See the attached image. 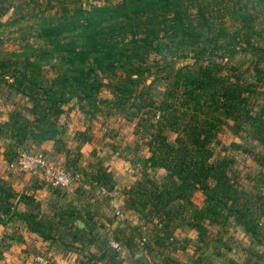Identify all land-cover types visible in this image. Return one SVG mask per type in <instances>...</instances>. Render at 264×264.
Listing matches in <instances>:
<instances>
[{
    "label": "crops",
    "instance_id": "crops-1",
    "mask_svg": "<svg viewBox=\"0 0 264 264\" xmlns=\"http://www.w3.org/2000/svg\"><path fill=\"white\" fill-rule=\"evenodd\" d=\"M254 88L258 94L249 96V113L263 127L244 123L237 132L230 120L211 140V194L197 184L188 200L180 196L172 224L169 214L152 216L161 217L170 239L177 240L163 251V264H264V82ZM39 112L31 93L0 81V178L15 191L0 208V264H41L37 257L45 254L47 264H150L149 242L140 237L142 226L153 220L129 202L144 171L163 176L166 169L149 168L144 160L151 153L141 156L142 165L127 155L135 140L122 129L131 121L120 115L91 118L78 99H68L55 118L57 136L39 140L15 122L33 120ZM20 150L65 163L74 186L60 189L42 173L9 170ZM111 237L123 242L120 253L109 245Z\"/></svg>",
    "mask_w": 264,
    "mask_h": 264
},
{
    "label": "trees",
    "instance_id": "trees-1",
    "mask_svg": "<svg viewBox=\"0 0 264 264\" xmlns=\"http://www.w3.org/2000/svg\"><path fill=\"white\" fill-rule=\"evenodd\" d=\"M206 10L201 8L198 13L205 16ZM195 16L186 0H121L113 4H82L58 22L43 25L39 36L53 45L51 52L61 53L67 68L49 84L38 87L37 84L27 87L9 83L31 93L37 99L40 111L33 120L16 118L19 131L39 140L55 138L59 133L55 118L61 112L63 101L73 98L81 102V108L91 118L102 112L103 106L109 108L102 112L106 115L114 108L124 107L129 120L147 106L149 112L160 110L155 122L149 118L150 127L156 129L154 136L158 142L153 141L156 146L144 161L149 162L152 170L165 168L166 173L159 176L156 172L144 171L148 178L139 183V199L133 200L131 206L136 207L139 203L143 208H149L153 215L165 213L170 219L177 220L180 196L188 200L197 184L211 194L206 181L212 171L207 146L225 125H230L229 119L223 118L221 113L226 112L227 117H232V128L237 132L244 123H251L257 129L263 127L260 117L253 118L249 113V96L258 94L255 83L264 82V68L259 66V61L264 59V46L256 47L260 50V59L254 64L255 83L247 82L245 78L249 67L246 70L229 68V58L223 64V57L216 59L220 58L217 53H211L213 57L210 56L207 64H199V57L206 49L203 45L205 33L198 29ZM207 26L210 28L211 24ZM76 29L80 30L81 42L74 37L65 38L66 32ZM169 37L172 44L167 42ZM183 37L187 38L190 51L195 52L196 61L177 67L171 55L164 57V65L155 72V78L149 84V99L144 97L145 86L139 87L146 81L143 73L152 68L148 54L154 50L162 51L164 47L172 50L183 42ZM248 45L252 46V43L248 42ZM225 67L231 71L223 72ZM162 71L167 74L161 75ZM100 73L105 74L104 78ZM106 78L116 81L113 98L101 96ZM4 80L0 78V81ZM160 80L169 86V90L165 96L156 98L152 87ZM140 97H144L143 100L126 105L131 99ZM209 100V105L220 115H202L204 106L208 105L200 103ZM90 105L96 110L89 108ZM133 107L135 111H132ZM142 120L144 118H140L139 126ZM167 129L176 132L175 143L169 141ZM16 155L17 152L11 160ZM14 194L13 188L0 178V208H6Z\"/></svg>",
    "mask_w": 264,
    "mask_h": 264
},
{
    "label": "rangeland",
    "instance_id": "rangeland-1",
    "mask_svg": "<svg viewBox=\"0 0 264 264\" xmlns=\"http://www.w3.org/2000/svg\"><path fill=\"white\" fill-rule=\"evenodd\" d=\"M119 1L121 0H0V78L5 79L4 83H15L27 87L30 84H37L36 87L41 84H49L52 78L66 70L67 64L62 59L61 53L51 52L53 45L39 36L41 27L58 22L66 14H71L73 9L79 5L113 4ZM186 3L190 5L196 15L195 22L199 25L198 29L205 33L203 45L206 46V49L203 55L199 57V64H207V60L213 52L220 56V58H216L217 60H221V57H223V64L229 58V68L235 67L236 69L246 70L249 67V69L255 70L254 64L260 59V50L256 47L264 46V0H186ZM201 8L207 9L205 16L198 13ZM209 23L211 24L210 28L207 26ZM79 32V29L72 30L66 32L64 36L66 39L74 37L81 42ZM168 34H171V31ZM182 40L183 42L173 47L172 50L164 47L162 51L154 50L148 54L147 59L152 68L150 71L148 68L143 73L146 76V81L142 82L139 87L141 89L145 86L144 97L146 96L149 99V84L155 78V72L164 65V57L171 55L177 67L193 64L196 61L195 52L190 51L189 46L186 44L187 38L183 37ZM167 42L169 44L173 43L171 37L167 38ZM248 42H251L252 46H249ZM233 50L240 51L233 52ZM259 66L264 68V59L259 61ZM230 71L227 67L223 70V72ZM149 72L151 73L149 74ZM166 74V71L161 72V75ZM100 76L104 78L105 74L100 73ZM245 78L247 82H256L254 72L248 71ZM114 84H116L114 78L113 80L106 78L101 96L113 98L116 92ZM168 90L169 86L161 80L157 81L152 87V93L156 98L165 96ZM144 97L136 100L131 99L126 105L139 102ZM203 104L208 105L204 106L203 116L220 115V112L215 111L214 107L209 105L210 100L200 103V105ZM92 107V110L95 111L93 105H90L89 108ZM103 107L102 112L109 110L107 106ZM135 110L136 108L133 107L132 111ZM102 112H98L95 116L110 119L113 115L112 119L115 120L118 115L126 117L127 109L124 107L118 108V110L114 108L110 115ZM159 112L160 110L157 109H151L149 112V106H147L135 114L134 119H131V122H128L122 129L125 134L129 133V138L131 136L135 140V145L133 144V147L126 149L125 152L138 165L143 164L141 156L144 153L150 154L151 149L156 146L153 141L158 142L154 136L156 129L152 130L150 127L149 118L152 122H155ZM227 115L226 112L221 113L223 118H228L232 122V117H227ZM140 118H144V120L138 126L137 123ZM114 125L119 126L116 123ZM166 135L176 142L177 134L169 133L166 130ZM141 178L145 180L148 176L143 174ZM138 199L137 195L133 198L137 201ZM133 200L129 202L131 205ZM135 205L141 209V212L148 214L149 220H153L149 223L148 232L150 238L149 258L154 264H163V260L167 258L163 251L175 247L177 240L170 239L166 232V226L160 228L157 225L154 219L158 218L152 219L154 213H151L149 208H143L139 203ZM167 218L170 220L169 223L172 224L171 220L173 219ZM160 219L162 218L160 217ZM139 223V220L134 221L135 225ZM135 229L137 228L135 227ZM152 262L150 261V264Z\"/></svg>",
    "mask_w": 264,
    "mask_h": 264
},
{
    "label": "built area",
    "instance_id": "built-area-1",
    "mask_svg": "<svg viewBox=\"0 0 264 264\" xmlns=\"http://www.w3.org/2000/svg\"><path fill=\"white\" fill-rule=\"evenodd\" d=\"M7 168L11 171L17 170L22 172L42 173L52 186L60 189H71L76 179L70 173L65 163L57 161L41 151L20 150L15 158L8 162ZM118 213L119 216L123 218L122 214L120 212ZM156 218L158 219H154V221L160 228H163L165 226L163 220L160 219V217ZM151 222L153 221L149 223ZM142 230H144L145 234L140 237V241L147 244L150 239L148 233L149 224H144ZM109 245L119 253L123 250V242L116 237H111L109 239ZM37 261L41 264H47L49 262V257L46 254L40 255L37 257Z\"/></svg>",
    "mask_w": 264,
    "mask_h": 264
},
{
    "label": "water",
    "instance_id": "water-1",
    "mask_svg": "<svg viewBox=\"0 0 264 264\" xmlns=\"http://www.w3.org/2000/svg\"><path fill=\"white\" fill-rule=\"evenodd\" d=\"M80 225H81V226H83V223H82V222H80Z\"/></svg>",
    "mask_w": 264,
    "mask_h": 264
}]
</instances>
